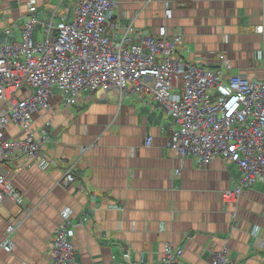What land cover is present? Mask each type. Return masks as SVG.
<instances>
[{"label":"crops","instance_id":"0c3cea01","mask_svg":"<svg viewBox=\"0 0 264 264\" xmlns=\"http://www.w3.org/2000/svg\"><path fill=\"white\" fill-rule=\"evenodd\" d=\"M28 2L0 0V29H13L10 42L20 40ZM118 2L122 24L153 35L164 25L181 32L188 62L220 67L223 55L231 66L227 79L264 81V0H187L183 7L172 4L169 21L166 0ZM37 5L47 23L55 3L37 0ZM73 7L67 3L57 10V19H71ZM6 38L3 34L1 41ZM60 107L38 113L32 122L34 131L50 123L52 141L43 149L47 167L23 157L6 164L25 203L7 199L0 206V264H47L65 209L72 212L78 264H160L167 245L182 250L180 264H210L225 248L231 264H264V182L225 201L224 192L240 181L239 167L219 157L199 168L192 157H174L168 118L150 114L135 96L120 101L115 92L84 93L81 105ZM25 133L10 125L5 136ZM149 136L152 144L146 147ZM73 163L77 182L65 189L60 183ZM10 225L15 231L9 236ZM8 241L11 252L3 248Z\"/></svg>","mask_w":264,"mask_h":264},{"label":"built area","instance_id":"2783aa9c","mask_svg":"<svg viewBox=\"0 0 264 264\" xmlns=\"http://www.w3.org/2000/svg\"><path fill=\"white\" fill-rule=\"evenodd\" d=\"M28 1L20 40L10 42L12 28L0 29V204L7 199L25 203L9 180L6 164L11 159L28 158L43 169L48 165L43 149L52 141L50 123L34 131L35 116L52 113L58 104L81 105L84 93L115 92L120 101L135 96L150 114L168 118V149L176 158L192 157L199 168L219 157L237 165L241 178L224 192L225 201L264 182V81L243 75L227 79L225 71L231 66L223 55L220 67L188 62L182 57L181 32L164 25L153 35L122 24L116 18L118 0H45L55 3L45 24L38 17L37 0ZM186 2L166 0V20L173 18L172 4L183 7ZM67 3L74 6L72 18L57 19V10ZM42 25L39 39L36 32ZM257 33H263V27ZM3 34L7 38L1 41ZM260 63L264 68V58ZM10 125L25 136L6 138ZM151 144L149 136L145 146ZM74 166L66 168L60 185L77 181ZM14 231L10 225L7 235ZM73 236L72 226L58 229L47 264H78ZM4 249L11 252L13 243L8 241ZM182 255V250L167 247L160 264H180ZM211 264H231L227 251L216 254Z\"/></svg>","mask_w":264,"mask_h":264},{"label":"bare ground","instance_id":"6f19581e","mask_svg":"<svg viewBox=\"0 0 264 264\" xmlns=\"http://www.w3.org/2000/svg\"><path fill=\"white\" fill-rule=\"evenodd\" d=\"M28 6V5H27ZM76 182L77 181H75V182H73V183H71L70 185H68V186H63V185H61L63 188H65V189H67V188H69V187H73V186H75L76 185ZM2 193L0 192V195H1ZM3 203H1L0 204V206L2 205ZM61 217H62V222H61V224L58 226V228L55 230V232H54V234H53V237H52V241H51V246H50V249H49V253H48V255L50 254V251H51V249H52V246H53V242H54V238H55V234H56V232L58 231V229L61 227V226H64V225H67V226H72L73 227V225H72V222H71V217H72V212H71V210H67V209H65V210H63L62 212H61ZM73 238H74V236L71 238V243L73 244V246H74V248H75V245H74V243H73ZM5 246H3V248H4ZM167 247H171V248H173L171 245H167L165 248H164V251H163V254H164V252H165V249L167 248ZM261 248H264V243L262 244V246H261ZM75 250H76V248H75ZM227 251V249L225 248L223 251ZM222 251V252H223ZM222 252H220V253H222ZM219 254V253H218ZM227 254H228V251H227ZM216 255V254H215ZM212 262V261H211ZM211 264V263H210Z\"/></svg>","mask_w":264,"mask_h":264},{"label":"rangeland","instance_id":"374dc122","mask_svg":"<svg viewBox=\"0 0 264 264\" xmlns=\"http://www.w3.org/2000/svg\"><path fill=\"white\" fill-rule=\"evenodd\" d=\"M56 22H57V20H55ZM45 24V23H44ZM42 26H44L45 27V25H42ZM39 27H41V26H39ZM38 29H40V30H43L44 28L42 27V28H38ZM44 33L42 32V33H40L39 34V36H38V38H41L42 37V35H43ZM57 90V89H56ZM61 109H64L65 107H64V105H61V107H60Z\"/></svg>","mask_w":264,"mask_h":264}]
</instances>
